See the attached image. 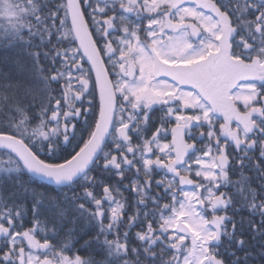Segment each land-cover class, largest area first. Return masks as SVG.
<instances>
[{
    "label": "snow or ice",
    "instance_id": "1",
    "mask_svg": "<svg viewBox=\"0 0 264 264\" xmlns=\"http://www.w3.org/2000/svg\"><path fill=\"white\" fill-rule=\"evenodd\" d=\"M0 264H264V0H0Z\"/></svg>",
    "mask_w": 264,
    "mask_h": 264
},
{
    "label": "trees",
    "instance_id": "2",
    "mask_svg": "<svg viewBox=\"0 0 264 264\" xmlns=\"http://www.w3.org/2000/svg\"><path fill=\"white\" fill-rule=\"evenodd\" d=\"M97 103H98V98H97ZM76 141H74V143H75ZM71 150V149H70ZM38 183H39V181H38Z\"/></svg>",
    "mask_w": 264,
    "mask_h": 264
},
{
    "label": "water",
    "instance_id": "3",
    "mask_svg": "<svg viewBox=\"0 0 264 264\" xmlns=\"http://www.w3.org/2000/svg\"><path fill=\"white\" fill-rule=\"evenodd\" d=\"M93 79H94V77H93Z\"/></svg>",
    "mask_w": 264,
    "mask_h": 264
}]
</instances>
